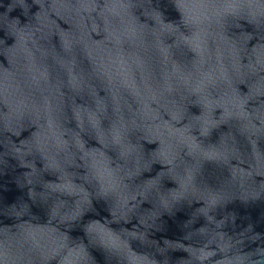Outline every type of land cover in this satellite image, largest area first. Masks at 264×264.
Segmentation results:
<instances>
[{
	"label": "water",
	"instance_id": "water-1",
	"mask_svg": "<svg viewBox=\"0 0 264 264\" xmlns=\"http://www.w3.org/2000/svg\"><path fill=\"white\" fill-rule=\"evenodd\" d=\"M0 264H264V0H0Z\"/></svg>",
	"mask_w": 264,
	"mask_h": 264
}]
</instances>
